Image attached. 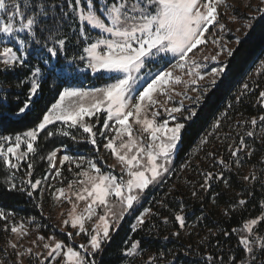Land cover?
<instances>
[{"label": "snow or ice", "instance_id": "snow-or-ice-1", "mask_svg": "<svg viewBox=\"0 0 264 264\" xmlns=\"http://www.w3.org/2000/svg\"><path fill=\"white\" fill-rule=\"evenodd\" d=\"M221 5L225 12L234 11V6L225 0H0V87L16 71L29 69L25 79H18L15 85L21 87L27 82V99L12 115L19 118L30 109L42 83H50L58 91V98L32 128L14 137L0 135V160L10 173L4 177V183L10 191L29 198L38 190H49L55 201H67L71 207L62 220L61 231L70 226L74 231L66 232L69 240L81 236L86 239L85 243L73 246L54 235L38 234L31 244L42 248L43 253L32 247L23 248L19 241L29 234L27 224L23 219L17 220L12 211L0 209L4 231L16 237L15 241L9 239L5 247V254L10 248L17 258L13 264H25L26 257L36 258L38 264H97L95 257L110 242L111 232L118 230L129 211L141 203L146 190L162 182L172 171L173 154L186 122L197 115L195 105L203 101L227 71L226 61H220L219 57L233 55V49L216 34L217 28L221 32L225 30L220 22ZM251 7L264 21V0ZM236 18L229 16L233 21ZM253 19L255 16L249 17L243 27L251 29ZM69 33L75 38L71 54ZM208 43L215 46L214 54H204ZM236 43H240L239 38ZM209 61L217 64L211 71L206 70ZM85 70L102 80V85L87 89L61 87L65 77ZM254 72L264 75V59ZM248 91L249 85L245 83L237 101ZM185 101L193 107L186 108ZM257 104L264 109V90L259 91ZM10 118L8 112L0 111V122ZM227 119V111L220 113L210 125L212 131L201 137L196 150H202L211 136L219 138ZM101 120L102 125L97 127ZM57 123L60 127H56ZM257 127L259 133L255 131ZM235 130L238 142L228 143V149L230 158H235L239 167L244 157L250 160L254 155L246 137L264 144V111L258 116L239 119ZM98 135L102 138L99 142ZM54 136L67 137L76 143L83 139L97 149L102 144L119 164L120 175L105 173L93 159L68 154V145L41 155L47 147L39 142L41 137L48 141ZM230 139L232 132L225 133L224 140ZM22 145L26 146L23 150ZM205 155L213 161V166L228 167V162L214 151ZM36 157L47 160L51 177L34 178ZM20 161H26L27 166L17 184L12 170L20 169ZM261 162L264 163V156ZM65 164L75 165V169L68 168L73 179L67 181V187L41 188L43 181L61 178ZM186 166L187 162L182 163L181 170ZM201 175L202 190H208L213 180H223L228 185L223 170ZM257 179L254 172L242 176L246 183ZM260 182L264 186V180ZM192 195L198 193L193 191ZM158 203L167 207L163 201ZM247 203L239 199L230 208L244 207ZM260 207L259 216L245 220L231 233L224 232L225 236L237 235L244 253L239 260L230 257L231 264H264V235L257 232V227L264 224V200ZM182 212L183 205L181 211L174 213L179 229L186 227ZM224 214L229 215L230 209H225ZM152 215L158 213L145 208L136 217L132 231L142 229L146 217ZM162 220L169 223L168 216ZM171 235L178 236L179 232ZM125 244H130L124 249L126 256L139 251L140 241H125ZM207 260L211 264L213 257L208 256ZM0 264L7 262L0 260ZM146 264H156V258L149 257Z\"/></svg>", "mask_w": 264, "mask_h": 264}, {"label": "trees", "instance_id": "trees-1", "mask_svg": "<svg viewBox=\"0 0 264 264\" xmlns=\"http://www.w3.org/2000/svg\"><path fill=\"white\" fill-rule=\"evenodd\" d=\"M220 12L222 13L220 22L225 25V33L219 28L216 31L220 33L223 41L233 42L237 38L234 35L237 29L243 34L239 37V44L236 43L237 39L234 40L233 55L224 60L227 63V71L217 81L216 86L205 95L203 101L195 105L197 115L186 122L182 139L174 154L171 174L159 189L148 188L145 192L144 201L147 200L148 208L158 215L146 217V225L142 229L138 228L136 232L132 231L131 226L140 211L137 210L130 217L126 216L118 230L111 235L110 242L104 245V251L96 255L97 264H125L127 258L124 249L130 247L125 241L131 240L140 241L139 251L147 261L149 257L156 258V264H210L208 256L213 257L211 264H231L230 257L235 256L239 260L244 256L237 235L225 236L224 232L231 233L233 228H240L245 220L261 214L260 202L264 200V186L260 182L264 180V176H261V173H264L261 157L264 156V144H261L259 139L253 142V138L246 137L247 143L254 150V155L250 160L244 157L241 166L238 167L235 158H230L228 143L238 142L235 125L239 119L258 116L264 111L257 104L259 91L264 90V75H257L254 72L259 61L264 59V21H261L260 15L249 7L234 6V11L229 9L225 12L223 8ZM231 15L237 18L234 21L230 20ZM252 16H255L252 20L253 27L245 29L243 25ZM69 36L71 54V45L75 38L71 33ZM28 71V67L16 71L0 87V111H6L11 116L10 119L0 122V135L14 137L29 130L58 98L57 89L44 82L30 109L19 118L12 115L27 99V82L21 87L15 85L18 79H25ZM102 83L103 81L96 75L84 71L65 77L61 87H100ZM245 83L249 85L250 91L241 96L238 102L236 98ZM188 107L193 105L189 104L186 108ZM225 111L228 112L229 119L224 121L219 138L216 135L211 136L202 150H196L201 137L212 131L210 125ZM255 131L259 133L260 128L257 127ZM229 132H232V139L225 141L224 134ZM39 142L47 145L41 155H46L47 151L62 145L71 147L70 138L62 136H54L48 141L41 137ZM85 145L82 146L84 151L96 149L88 142ZM209 151H214L218 157L227 161L228 167L213 166V161L205 155ZM34 161L33 176L40 179L47 173L48 162L39 157L34 158ZM185 162L187 166L181 170L180 165ZM20 164L19 170H12L16 173L17 184L26 170L27 162L20 161ZM220 170H223L228 185L226 186L223 180H213L208 190H202L200 185L204 177L201 173L207 171L216 173ZM252 172L256 174L257 181L244 182L242 176ZM6 175H10L9 170L0 160V209L12 211L17 220L23 219L30 230L35 228L40 235L45 237L54 235L63 240L62 234L44 215L41 207L37 206L40 205L39 192L29 198L26 194L10 191L4 183ZM193 191L198 195L194 197ZM248 192L252 194L248 195ZM239 199L247 200V205L230 208L236 205ZM159 201H163L167 207H163ZM182 205L186 227L179 229L174 221V213L181 211ZM225 209H230L229 215L224 214ZM163 216L169 217L168 224L163 223ZM176 231L179 235L172 236V232ZM257 232L264 235V224L257 227ZM9 236L10 233L4 231V221H0V256L3 252L2 246Z\"/></svg>", "mask_w": 264, "mask_h": 264}, {"label": "rangeland", "instance_id": "rangeland-1", "mask_svg": "<svg viewBox=\"0 0 264 264\" xmlns=\"http://www.w3.org/2000/svg\"><path fill=\"white\" fill-rule=\"evenodd\" d=\"M225 2L229 5H233V6H239L240 8H245V7H249L252 8L251 6H254L258 3V0H225ZM224 8L223 5L220 6L219 11H221ZM216 30H219L218 28ZM225 33V31H224ZM216 34L218 37L220 33H218L216 31ZM243 34V32L241 31H235V37L239 38L241 35ZM221 38V37H220ZM236 38V39H237ZM234 39V40H236ZM223 40V39H222ZM234 40L233 42L230 41H224L227 42V47L231 48L234 45ZM14 46V45H12ZM15 48V46H14ZM215 46L212 45L211 43H208L207 46L205 47V51L204 54L206 55H210V54H214L215 52ZM226 58V56L221 55L219 57L220 61H224ZM156 66H160L159 63H157ZM217 64L215 62H211L209 61L207 63V71H211L212 67H216ZM148 69H145V71H147ZM87 71V70H85ZM89 73H91L90 71H87ZM92 74V73H91ZM94 75V74H92ZM82 88H92L91 86H87V87H82ZM179 90V88L177 89ZM189 95H194L193 93L189 92ZM179 98H177V102H178ZM189 105V103L187 101H185V107H187ZM103 115V114H101ZM87 119V118H86ZM93 122L95 123V118H93ZM101 125H102V120H101ZM100 123L97 124V127H100ZM51 128V126H49ZM56 127H60V124L57 123ZM86 135V134H84ZM97 140L98 142L102 140V138L98 135L97 136ZM71 142V147L67 148V152L68 154H71L73 156H84L85 158H90L93 159V161L95 163H97V166L101 168L102 171H104L105 173L107 172H112L114 175H120V166L117 163V161L115 160L114 157H112L110 155V151L109 150H104L101 146L99 147V149H95V150H85L83 149L82 146H86L85 144H87L86 140L81 139L78 143L73 142L70 139ZM89 145H87L88 147ZM26 146L22 145V150L25 148ZM77 147L79 149H77ZM61 148V147H58ZM177 149V148H176ZM176 151V150H175ZM174 151V154H175ZM59 154H64L63 152L59 153ZM174 154H173V160H174ZM114 166V167H109V166ZM73 168L75 169V165H68L65 164V166L62 168V172H63V176L61 178H59L56 181H53L51 179H48L46 181H43L41 188H46L47 185H54L55 187H67V181L73 179L72 173H70L68 171V168ZM171 169L173 170V164L170 166ZM172 172V171H171ZM171 172L169 174H167L165 176V178L163 179L162 182L152 185L149 188L151 189H159L163 184L164 181L169 177V175L171 174ZM53 175V173L47 169V173L45 176L51 177ZM63 182V183H62ZM54 190V188L52 189ZM39 192V198H40V207L44 212V215L46 217L49 218V220H51V223L55 226V228L57 229L58 232H60L62 234L63 240L65 241L66 244H71L73 246H78L81 243H85L86 239L81 236V237H73V239L69 240L67 238L66 232L68 231H74L73 229L70 228V226H66L64 228V231H61V227H62V220L64 218H66L67 216V211L70 209L71 205L67 203V201H62V202H57L55 201L49 194V190H45L43 192ZM145 199V194L141 199V203L137 204L134 206L133 210H130L129 213L126 215L128 217L132 216L135 212H137V210H139L140 212H142L145 208H148L147 204L149 203L147 200L144 201ZM80 207H83V204L80 205ZM140 214V213H139ZM138 214V215H139ZM137 215V216H138ZM125 216V217H126ZM136 216V217H137ZM136 217L133 220L132 226L136 223ZM87 227L91 228V224L86 225ZM131 226V228H132ZM115 232V231H114ZM111 232V235L114 233ZM38 231L34 228V230H30L29 229V234L25 237H23L19 243L21 245H23V248H28V247H32L34 249V251L36 252H40L43 253V249L42 248H38L36 245L31 244V241L36 239L37 235H38ZM40 235V234H39ZM57 238V237H56ZM11 239L13 241L16 240V237L12 234H10L8 240ZM60 239V238H57ZM2 246L3 247V252L1 253L2 256H0V260L2 261H6L7 264H13V262L17 259L13 253V250L8 248L7 249V254H5V247L7 245V242ZM42 258V257H41ZM127 260L125 264H146L147 260L145 259V257L142 255V253L140 251H138L136 254H134L133 256H126ZM29 259H31V264H38V260L34 257H26L25 258V264H28Z\"/></svg>", "mask_w": 264, "mask_h": 264}]
</instances>
